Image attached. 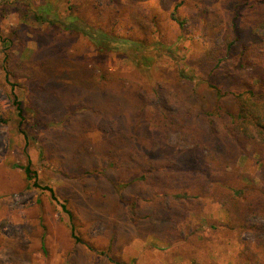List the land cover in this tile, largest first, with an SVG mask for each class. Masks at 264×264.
Segmentation results:
<instances>
[{"label": "rangeland", "instance_id": "1", "mask_svg": "<svg viewBox=\"0 0 264 264\" xmlns=\"http://www.w3.org/2000/svg\"><path fill=\"white\" fill-rule=\"evenodd\" d=\"M47 3L64 21L76 16L134 38L140 50L100 51L83 32L41 21L37 14ZM94 76L122 127L138 128L129 123L133 115L166 102L210 112L219 101L211 83L242 90L255 88L260 76L261 90L264 0H0V264H250L241 263L242 251L256 242V228L224 202L245 183L253 191L252 182L237 184L230 174L228 186L202 195L182 219V229L193 232L186 239L162 232L146 217L160 195L127 186L129 178L100 148L105 129L95 123L108 118L87 103L96 92L76 84ZM72 91L83 94L70 98ZM224 106L231 110L228 98ZM140 144L139 152L148 151ZM166 144L187 168L206 162L205 152L176 131ZM29 163L58 200L27 179ZM263 166L264 155L250 152L235 171L254 175L261 186ZM262 214L253 222H264Z\"/></svg>", "mask_w": 264, "mask_h": 264}, {"label": "trees", "instance_id": "2", "mask_svg": "<svg viewBox=\"0 0 264 264\" xmlns=\"http://www.w3.org/2000/svg\"><path fill=\"white\" fill-rule=\"evenodd\" d=\"M37 17L57 29L83 32L102 52L117 47H132L140 50L138 47L141 46V42L134 38L93 28L76 16L64 21L50 3L39 8ZM218 61L219 65L222 57H219ZM103 77L107 79L105 74ZM98 78L91 77L93 82L89 84L78 78L79 83L76 84L81 86L85 83L88 94L91 93L90 90L96 92V96L88 95L87 103L93 109H98V113L102 114L100 117L108 118L95 123L105 129L100 148L111 157L115 167L118 169L120 166L123 174L129 178L127 186L140 184L141 189L147 187L149 196L160 195L157 209L153 211V215L146 216L151 220V224L155 222L154 225L162 232H174L177 234L176 238L186 239L193 232L186 228L182 229V219L190 209L193 210L201 204V196L210 192L215 185L222 183L228 186L229 182L226 178L233 174L237 184L241 180H248L252 182L254 188L253 191H247L246 188H250L247 183L238 186L240 188L235 191L236 195H230L224 202L235 204L234 213L243 221V225L256 228V242L250 241L245 245L241 263L250 261V264H264V222H253L256 216L264 212V166L260 178L261 186H257L254 182V175L235 171L242 155H248L250 152L264 155V87L260 90L261 77L255 79L257 85L255 88L245 87L242 90H223L222 87L211 83L210 86L217 91L219 101L210 112L198 114L190 108L186 110L182 108L183 111L175 110L170 107V102L149 111L144 108L129 121L138 128L122 127L119 122L120 116L115 114V106H111L110 97L104 98L100 95L105 89L102 90L97 86L101 82ZM72 92L69 93L70 98L83 94V91ZM227 98L231 101V110H227L224 106ZM16 103L21 115L20 102L16 101ZM23 119L21 118V123ZM171 131L178 132L179 137L184 141L205 152L206 162L198 167H185L180 161L181 153L166 144ZM141 142L148 151L139 152L136 145H141ZM157 142L158 149L155 148ZM80 150H83L82 146ZM41 155L44 157L43 151ZM158 155L164 157L159 159ZM30 163L25 166L27 179L32 181L34 187L49 190L52 198L58 200L52 186H41L37 173L31 170ZM229 187L232 189L235 186ZM62 207L73 219L67 204L62 203ZM262 216L264 220V213ZM72 234L76 237L74 231Z\"/></svg>", "mask_w": 264, "mask_h": 264}]
</instances>
